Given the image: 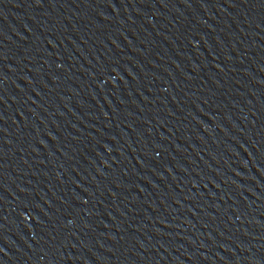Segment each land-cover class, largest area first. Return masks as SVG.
I'll return each instance as SVG.
<instances>
[{
  "label": "water",
  "instance_id": "1",
  "mask_svg": "<svg viewBox=\"0 0 264 264\" xmlns=\"http://www.w3.org/2000/svg\"><path fill=\"white\" fill-rule=\"evenodd\" d=\"M0 264H264V0H0Z\"/></svg>",
  "mask_w": 264,
  "mask_h": 264
}]
</instances>
